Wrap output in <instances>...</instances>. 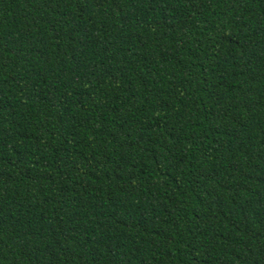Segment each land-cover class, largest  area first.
I'll use <instances>...</instances> for the list:
<instances>
[{"label": "trees", "instance_id": "obj_1", "mask_svg": "<svg viewBox=\"0 0 264 264\" xmlns=\"http://www.w3.org/2000/svg\"><path fill=\"white\" fill-rule=\"evenodd\" d=\"M0 264H264V0H0Z\"/></svg>", "mask_w": 264, "mask_h": 264}]
</instances>
